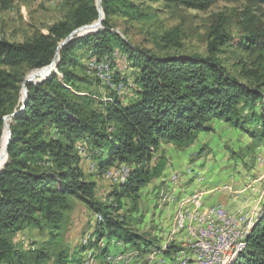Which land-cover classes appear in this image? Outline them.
Masks as SVG:
<instances>
[{"label":"trees","instance_id":"1","mask_svg":"<svg viewBox=\"0 0 264 264\" xmlns=\"http://www.w3.org/2000/svg\"><path fill=\"white\" fill-rule=\"evenodd\" d=\"M140 1L154 0H77L72 20L50 26L47 34L24 42L0 38V264H31V259L33 264H48V251L26 255L15 237L27 226L59 228L71 207L69 196L89 205L97 225L76 255L61 253L57 264H82L86 249L95 250V259H106L113 239L141 248V235L115 211L121 209L124 195H135L163 170L164 162L152 165L162 142L187 147L201 132L213 130L216 121L243 131L253 142L264 138V75L254 86L227 71L218 50L231 37L216 34L206 56L157 55L141 49L112 30L110 23L111 15L137 13ZM156 1L206 9L215 0ZM103 13V28L85 30ZM258 36L252 32L242 46L256 47L252 45ZM80 47L93 52V59L110 64L116 84L128 87L130 80L114 66L116 50L133 62L138 69L135 97L112 90L98 110L93 97L71 91L66 84L86 81L77 71L84 66ZM54 61L57 71L36 75L25 91L26 69L38 70ZM259 104L263 131L257 133L248 122L257 119L254 110ZM248 109L251 117L245 114ZM85 139L100 173L112 166H132L125 182L116 184L111 204L96 199L97 184L84 175L78 147ZM230 264H264V205L245 250Z\"/></svg>","mask_w":264,"mask_h":264},{"label":"rangeland","instance_id":"2","mask_svg":"<svg viewBox=\"0 0 264 264\" xmlns=\"http://www.w3.org/2000/svg\"><path fill=\"white\" fill-rule=\"evenodd\" d=\"M76 5L77 0H0V38H5L12 42H24L32 40L40 33L47 34L49 33L50 26L60 21H71ZM138 5L139 10L134 15L110 16L112 30L118 32L134 46L151 50L157 55L201 54L206 56L210 51V42L216 34L229 35L231 39L226 44L220 45L218 50V57H220L227 71L232 76L237 77L249 85L255 86L263 79L264 3H257L250 0H215L206 9H194L172 2L156 0L140 1ZM104 17L103 13L99 17L100 21L99 18L94 20L91 23L93 25L92 28H103L102 19ZM252 32L259 33L256 39L257 44L254 43L252 45H256V47L245 48V45L243 47L241 43L245 42V40L247 41ZM84 51L81 47L78 48V52L80 54L85 53V56L81 58L80 62L84 66H78L77 71L86 81L66 85L71 88V91L93 97L97 101L94 107L100 110L102 109L101 103L109 99L108 95L112 90L98 79L97 71L93 69L92 62H89L91 59V61L96 60L91 56L93 52L87 50L88 52L86 53ZM115 54L117 56H115V68L121 71V75L124 73L130 79L129 86H126V89H122V94L128 92L127 98H130L131 95L129 94L134 92L136 86L134 77L138 73V69L133 62L123 57L118 50H116ZM52 70L57 71L56 65H54ZM32 71L34 70L27 71L26 69L24 80L28 78V75ZM258 74L259 76H257ZM58 76L61 79L63 78L62 73H58ZM252 112L248 109L245 111V114L251 117ZM254 112L256 113L257 119L255 121H249L248 127L254 132H262L263 124L258 119L263 116L262 104H259ZM211 131L203 141L199 139L187 147H176L179 155L176 157L170 156L167 165V176L169 177L171 175L170 172L174 170L180 174L176 169H185L186 171L189 165L198 164L199 167L200 165L202 167L208 165L212 160L216 164L218 154L225 152L224 155L228 160L225 158L221 160L220 169H228L229 166L226 163H230L232 169L228 171V174L232 171L242 172V180L250 176L249 181H252L254 178H260L255 182L254 188H248L254 195L255 208L260 212L264 205V138L252 142L251 137H249L250 135L247 136L241 130L237 132L231 125L225 123L222 127H217L216 130L213 129ZM80 144H82L81 141ZM222 147L226 151L222 150ZM250 148L253 150L250 151ZM2 155L3 151L0 146V159ZM84 159L87 160L88 157ZM90 159L91 156L89 155L88 161H85L83 164L84 175L89 180L98 181L99 189L96 191L97 198L106 197L105 201L111 204L114 202L113 198L115 197L109 199L107 196H109V193L112 194L114 190H117L116 184H120L109 178V174L107 175L108 171L114 168V166L106 169L103 172V176H101L97 160ZM230 159L239 165L233 166V162L229 161ZM156 163L154 161L152 165ZM212 165L213 163H210L208 166L211 167ZM253 168H255V172ZM93 170L95 172H92ZM175 172L169 179L166 177V183L162 182L161 185L157 178L153 179L151 182L152 185L144 189L142 198L140 199L139 197V202L137 203L134 201L132 194L124 196L123 201H121V209L115 211V214L120 213V215H125L127 220H131V217L136 212V209H134L136 207L139 215L141 213L146 214L151 204L153 205V203H149L148 195L146 199L143 198L147 192L152 196L153 201L158 200L157 213L165 210L161 208L166 203L163 202L164 198L171 202L175 199L174 202L177 204L184 199H189L193 195H200L204 198V193L201 191L178 197L176 188L184 187L188 180L185 178L181 180L179 178L178 181L173 182L172 177ZM238 179L239 177H236V180ZM158 184L161 187L163 186L165 190L163 192L160 190L157 197L158 189L156 190V186L158 187ZM188 188L191 189V185L186 187V189ZM219 189L220 191H224L225 189L230 190L227 186L219 187ZM164 193L166 194L164 195ZM76 198L75 196H69V201L73 206L71 210L68 209L66 211L64 220L59 228L41 230L36 227L27 226L18 232L15 239L22 241V248H24L26 255L35 257L39 250H46L51 254L48 259V264H57L61 253L67 254L70 257L73 254H77V249L81 245H86L84 243L85 238L94 229L93 217L96 216V213L93 215L89 205ZM212 206H208V209ZM243 207L249 210L253 208L250 205ZM112 241L115 244H119L115 239ZM94 251V249H86L82 258L84 264H104L103 260L94 258ZM117 257L120 258V255ZM108 259H113V257L109 255ZM30 261L31 264L34 263L32 259ZM118 261L121 260H117V263Z\"/></svg>","mask_w":264,"mask_h":264},{"label":"crops","instance_id":"3","mask_svg":"<svg viewBox=\"0 0 264 264\" xmlns=\"http://www.w3.org/2000/svg\"><path fill=\"white\" fill-rule=\"evenodd\" d=\"M129 95H131V97H135V94L133 93ZM224 123L228 124L223 121H216L213 124V128L216 130L217 127H222ZM233 129L236 130L237 132L239 131L238 129H235V128ZM211 132H212L211 130L201 132L198 135L196 140L200 139V141H203V139H205V137ZM246 135L248 136V134ZM251 140L253 142L252 137H251ZM176 147L178 146H176L174 143L162 142L160 146L157 148L156 152L154 153L153 162L156 161L157 162L156 164H158L159 162H164L163 170L158 175L152 178V180L157 178L160 185L162 184V182H165V178L168 177L167 176L168 174L167 165H168L170 156L176 157L179 155L177 153ZM216 150L218 149L216 148ZM222 150H225V149L222 147ZM249 150L252 151L253 149L250 148ZM224 153L225 152H220L218 154V159H217L216 164H214L215 161L213 160L209 162L208 165H210V163H213L211 167L208 165H205V166H202L203 167L202 168L201 165L199 167L198 164H194V165H189L186 171L185 169L183 170L176 169V171L180 173L179 176L181 180L184 178L188 180V182L185 183L187 186L184 185V187L176 188L177 196L181 197L184 195H188V194L201 191L204 193V204L207 206L223 204L228 210L234 211V210L239 209L240 207L245 208L243 206L250 205L253 207L251 209L255 210V212L259 215L260 212L255 208L254 195L253 193H251L250 189L248 188H251V187L254 188L255 182H257L260 178H254L252 181H249L248 179H250V176L242 180L241 178L242 172L232 171V172H229L228 174V171L232 169L230 166L231 165L230 163H226L229 166V168L227 167L228 169H225V170L220 169L221 160L223 158L227 159ZM92 159L94 160V158L91 157L90 160ZM85 161H88V159L85 160L84 158H81L82 169H83V164ZM229 161L233 162V166L239 165L231 159ZM97 164H98V161H97ZM98 168H99V165H98ZM254 169L255 168H253V171L255 172ZM89 170L91 169L89 168ZM83 172L85 174L84 169H83ZM92 172H95V171H92ZM174 172L175 170L170 172V174L172 175ZM229 175H232V176H229ZM101 176H103V173H101ZM170 176L168 177V179L170 178ZM236 177H239V179L236 180ZM152 180L147 185L142 187L140 191H138L135 195H132L136 203L139 202V197L140 199L142 198V192L144 191V189H146L149 185H152L151 184ZM92 181H95L97 184L96 189H95L96 199L99 201L103 200L102 202L108 203L105 201L106 197L97 198L96 191L99 189V183L96 180H92ZM105 181L107 180L105 179ZM160 185L158 187L156 186V190L158 189L157 197H158V193H160V190H162V192L165 190L164 187L163 186L161 187ZM188 185H191V189L189 188L186 189ZM222 186H227L228 188H230V190L225 189L224 191H220L219 187H222ZM166 193H164V195ZM258 195H259V191H258ZM124 196L122 197L121 201H123ZM146 196L147 198H149V203L150 204L153 203V205L151 204V207L150 209L146 211V214L141 213L140 215H139V211L137 207L134 208L136 209L135 210L136 212L133 214V217L135 220L133 219V217H131V220H128L129 228L133 230L134 232L138 233L139 235H141L142 237V239L139 240V242L142 245L141 248H138L137 246H133L130 243H125L123 241L118 242L121 245L115 244L113 243V241H111V244H112V247L110 249L111 251L108 253L106 259H100V260H103L104 264H108V262L109 264H177L176 251L179 250V248L181 247V243L184 241V237L182 236L183 234H179L180 232H178V236L176 237L175 241L171 243L169 248L165 249V245L167 244L168 239H169L168 234L174 222L176 209H177V205H176L177 203L174 202L175 199L171 202L169 200H165L164 198L163 202H166V203H165V206H162L161 208L162 210L163 209L165 210L161 211L160 213H157L156 208L158 207V204H157L158 200L153 201L152 196L149 195L148 192L146 195L143 196V198L146 199ZM107 197L111 199L114 196L109 193V196ZM76 199H79V198H76ZM81 201L85 202L83 200ZM72 206L73 204L71 203L70 210L72 209ZM91 212H93V210H91ZM93 215H94V212H93ZM93 218H94L93 219L94 229L91 232L95 230L96 225H97L96 216ZM91 232H89L88 236H90ZM109 255H111L113 259H108ZM119 255H120V258L117 257ZM126 259L127 261H125ZM117 260H121V261H118L117 263ZM82 264H84V262H82Z\"/></svg>","mask_w":264,"mask_h":264},{"label":"bare ground","instance_id":"4","mask_svg":"<svg viewBox=\"0 0 264 264\" xmlns=\"http://www.w3.org/2000/svg\"><path fill=\"white\" fill-rule=\"evenodd\" d=\"M93 65V69L98 73V79L103 82L109 89L115 90L122 94V89H126V86L123 83L116 84L113 81V71L109 63L105 61L93 60L91 61ZM92 69V68H91ZM35 71L31 72L28 77L32 78ZM87 144L88 141L85 139L82 141V144L78 147V154L82 157H88L89 154L87 152ZM119 166H128V165H119ZM119 166H114L111 170L108 171L107 175L113 173V176H109L114 182H124L129 174V171L126 173V178L122 177V172L117 170ZM94 167V165H92ZM96 168V167H95ZM94 171V170H93ZM180 178L179 174H174L172 177V181L176 182ZM200 195H193L189 199H184L182 202L177 204L176 214L174 218V222L171 226V230L169 232V239L167 244L165 245V249L169 248L171 243H173L179 234H183V237H188L191 230L195 228L196 222L198 221V213H191L189 216V209L185 208V205L192 203L194 199H199ZM216 210H220V204L213 205L208 209V212H215ZM257 213L255 210H249L245 208H241L236 212V217H243V220L240 224V237H233L232 242L227 247V258L221 264H230L242 251L246 248V240L248 234L251 230L253 222L257 217ZM99 220H102V215H98ZM178 221L181 222L179 225V229H175L178 226ZM199 256V249L188 250L186 257L177 259V264H197V258ZM179 257V250L176 251V258Z\"/></svg>","mask_w":264,"mask_h":264},{"label":"built area","instance_id":"5","mask_svg":"<svg viewBox=\"0 0 264 264\" xmlns=\"http://www.w3.org/2000/svg\"><path fill=\"white\" fill-rule=\"evenodd\" d=\"M117 170H120L122 177L126 178V173L132 170V166H119ZM109 176H113V173ZM185 208L189 209V216L191 213H198V221L189 236L184 237L179 248V257L176 259L186 257L188 250L199 249L197 264L224 262L227 258V247L233 237H240L243 217H236V210H228L223 204H220V210L208 212V206L204 204L202 196L185 205ZM180 223L178 221L175 229H179Z\"/></svg>","mask_w":264,"mask_h":264},{"label":"water","instance_id":"6","mask_svg":"<svg viewBox=\"0 0 264 264\" xmlns=\"http://www.w3.org/2000/svg\"><path fill=\"white\" fill-rule=\"evenodd\" d=\"M99 9H100V7H99ZM99 21H100V18H99ZM93 25L91 24V25H88L87 27H86V29L85 30H93ZM97 28V27H96ZM54 65H55V61L52 63V64H50V65H48V66H46V67H44V68H41V69H38V70H34L35 72L33 73V77L32 78H25V80H24V82H23V87H24V89H25V91H27V87H26V83L27 82H29V81H33V79H34V77L36 76V75H42V74H45V73H47L50 69L52 70V68L54 67ZM50 70V71H51ZM33 72V71H32Z\"/></svg>","mask_w":264,"mask_h":264}]
</instances>
